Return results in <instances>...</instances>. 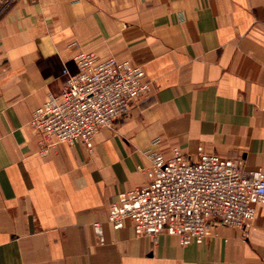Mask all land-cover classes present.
Returning a JSON list of instances; mask_svg holds the SVG:
<instances>
[{"label": "crops", "instance_id": "0c3cea01", "mask_svg": "<svg viewBox=\"0 0 264 264\" xmlns=\"http://www.w3.org/2000/svg\"><path fill=\"white\" fill-rule=\"evenodd\" d=\"M92 52L140 65L150 95L89 149L45 150L34 110ZM264 167V0H13L0 9V264H264V204L202 244L115 229L109 208L148 179L147 152ZM102 224L103 240L95 223Z\"/></svg>", "mask_w": 264, "mask_h": 264}, {"label": "built area", "instance_id": "2783aa9c", "mask_svg": "<svg viewBox=\"0 0 264 264\" xmlns=\"http://www.w3.org/2000/svg\"><path fill=\"white\" fill-rule=\"evenodd\" d=\"M13 0H0V9ZM76 70L65 66L63 91L50 94L37 107L31 125L44 137L45 150L61 143H83L89 149L102 129L152 91L140 65L115 57L100 59L92 52L73 58ZM149 166H138L147 183L119 194L109 208L115 229L128 222L138 235L175 236L181 245L202 244L217 225L246 229L255 219L256 206L264 204V167L246 170L242 158L207 154L197 158L174 147L166 156L147 152ZM96 230L103 240L102 224Z\"/></svg>", "mask_w": 264, "mask_h": 264}]
</instances>
